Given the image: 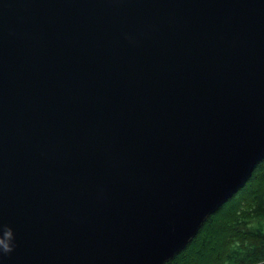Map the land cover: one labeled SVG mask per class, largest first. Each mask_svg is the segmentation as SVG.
<instances>
[{"label":"water","instance_id":"water-1","mask_svg":"<svg viewBox=\"0 0 264 264\" xmlns=\"http://www.w3.org/2000/svg\"><path fill=\"white\" fill-rule=\"evenodd\" d=\"M264 159V0H0V264H167Z\"/></svg>","mask_w":264,"mask_h":264},{"label":"trees","instance_id":"trees-1","mask_svg":"<svg viewBox=\"0 0 264 264\" xmlns=\"http://www.w3.org/2000/svg\"><path fill=\"white\" fill-rule=\"evenodd\" d=\"M167 264H264V159Z\"/></svg>","mask_w":264,"mask_h":264},{"label":"clouds","instance_id":"clouds-1","mask_svg":"<svg viewBox=\"0 0 264 264\" xmlns=\"http://www.w3.org/2000/svg\"><path fill=\"white\" fill-rule=\"evenodd\" d=\"M11 236H12L11 231H8V232L5 233L4 239H0V247L3 248V252L5 254L10 253V252L13 251V247L4 242L5 239L10 238Z\"/></svg>","mask_w":264,"mask_h":264}]
</instances>
